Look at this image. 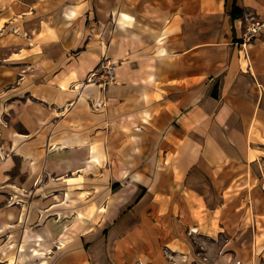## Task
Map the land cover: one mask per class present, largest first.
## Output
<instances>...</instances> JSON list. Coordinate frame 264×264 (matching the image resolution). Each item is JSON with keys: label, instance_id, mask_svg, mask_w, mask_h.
<instances>
[{"label": "crops", "instance_id": "0c3cea01", "mask_svg": "<svg viewBox=\"0 0 264 264\" xmlns=\"http://www.w3.org/2000/svg\"><path fill=\"white\" fill-rule=\"evenodd\" d=\"M233 2L84 0L73 5L78 16L69 38L62 36L66 46L54 81L40 87L39 106L21 118L27 132L22 139L30 148L25 159L44 157L43 177L36 192L30 198L31 190L24 193L19 197L24 201L12 208L3 209L6 201L0 200V224L7 229L9 213H22L20 205L38 198L50 217L48 225L37 224L43 228L33 238L53 244L62 233L49 230L50 222L62 213L78 214V191L110 190L116 181L123 186L114 197L119 211L135 204L152 212V196L167 190L169 200L158 204L167 207V216L193 222L202 235H216L218 214L244 208L239 200L247 189H264V180L257 179L264 171V35L247 52L238 46L241 16L252 12L264 19V0H237L243 12L237 18L229 13ZM123 13L134 21H123ZM103 57L117 61L118 81L100 94L85 80ZM64 79L71 91L60 88ZM100 98L107 105L95 111L92 104ZM64 130L86 134L90 146L50 148L51 138ZM100 156L103 165L93 162ZM98 174L103 175L99 187ZM68 190L73 199L62 204ZM142 190L147 192L138 201ZM103 197L107 202L112 193Z\"/></svg>", "mask_w": 264, "mask_h": 264}, {"label": "rangeland", "instance_id": "374dc122", "mask_svg": "<svg viewBox=\"0 0 264 264\" xmlns=\"http://www.w3.org/2000/svg\"><path fill=\"white\" fill-rule=\"evenodd\" d=\"M83 1L2 0L0 3V200L6 201L3 209L24 201L19 197L29 190L32 192L26 197L30 198L43 177L45 158L25 159L24 150L30 148L26 147L22 139L27 132L21 118L28 108L39 106L40 87H45L47 81H54L51 77L66 46L61 36L63 16L70 12L73 5ZM70 35L68 31L63 36L67 39ZM238 46L241 52L245 51L242 39ZM15 54H19L21 60L9 61ZM103 59H108L117 70V61L107 57L101 58L98 67ZM91 85H97L100 94H104L109 86L103 88L98 84ZM69 86L71 91L72 85ZM100 101L101 98L93 102L95 111L106 107L105 100ZM55 123H51L49 135ZM32 150L40 149L33 147ZM95 176L96 183L91 182L98 184L97 187L103 186L102 181H99L103 175ZM4 179L15 186L9 187ZM257 179L264 180L263 170L257 172ZM121 187L122 184L113 181L110 190L98 188L92 192L81 188L78 195L87 192L95 196L100 193L99 200L98 197L89 199L88 194L86 199L78 200V214L74 213L73 216L61 212L62 215L50 222L49 230L58 229L62 233L53 244L39 236L34 240V235L43 228H37V224L48 225L50 216L44 213L38 198L26 201L24 208L20 205L23 210L21 214L9 213L12 222L7 229L0 224V264H10L6 258L7 252L10 258L16 256L22 247L27 252L17 264H264V189H247L239 200L241 205L246 204L244 208H228L226 213L218 214L214 223L218 233L211 237L202 235L191 221L183 222L180 216H167V207H158L161 202L169 200L171 192L167 190L152 196L156 206L152 212L147 213V209L136 207L135 204L119 211L114 197L123 191ZM70 191L67 197L63 195L62 204L70 200ZM110 192L112 198L104 202V194ZM146 192L139 191L138 201ZM74 193L77 196V192ZM3 194L6 197H2ZM225 194L227 196L228 193ZM105 205L106 211L102 212ZM91 206L95 207L94 214L90 211ZM199 212L202 219L204 213L202 216V212ZM79 213H85L84 217L88 219L81 220ZM33 218H37V221ZM247 225H250L249 229ZM29 227L33 236L28 233ZM88 229L91 232L83 237L81 234ZM11 239L16 241L14 251L8 249ZM62 242L65 246L61 245ZM32 250L47 255L35 258L31 255Z\"/></svg>", "mask_w": 264, "mask_h": 264}, {"label": "bare ground", "instance_id": "6f19581e", "mask_svg": "<svg viewBox=\"0 0 264 264\" xmlns=\"http://www.w3.org/2000/svg\"><path fill=\"white\" fill-rule=\"evenodd\" d=\"M77 16H78V11L76 8L75 9L70 8V12L63 16V19H62V22L60 25L61 26V34H62L61 36H63L64 33L70 31L75 26ZM122 17H123V19H122L123 21H125L126 19L130 20L131 22L134 21L133 18L126 13H123ZM19 56H20L19 54H15L14 58H11V60H9V61H19V60H21L19 58ZM116 78L118 80L117 75H116ZM69 84H70L69 79H64L60 83V88H62L65 91H69L70 90ZM0 124H2V123H0ZM88 146H90V139L88 138V136L86 134L78 133V132H71L69 130H64V131L57 133L49 141V147L53 148V149H56L57 147L62 148V149H71V148H82V147H88ZM93 162H96L100 165H103L104 157L103 156L95 157L93 159ZM88 194H90V193L86 192L82 195H79V197H78V199H76V201L77 200L80 201L83 198L86 199ZM69 198L73 199L70 194H69ZM76 201H74V202H76ZM94 208H95L94 206L90 207V211L93 214H94V210H95ZM105 211H106V209L103 208L102 212H105ZM84 214L85 213H79V218L81 220L88 219V218L84 217ZM89 216L91 217V215H89ZM74 228H76V227H74ZM76 231L79 232V229H77ZM90 232H91V230L88 229V230L84 231V234L87 235ZM15 242L16 241L13 239H11V241L9 242V244H8L9 248L8 249H10V251H14L16 249V243ZM61 245L65 246L64 242H62ZM18 252L19 253H16L17 254L16 256L14 255L13 257H10V258H9L10 253L7 252L6 258H8L10 264L19 263L27 251L22 247ZM31 255L35 258H37V257L43 258L47 254L42 253L39 250H32Z\"/></svg>", "mask_w": 264, "mask_h": 264}, {"label": "built area", "instance_id": "2783aa9c", "mask_svg": "<svg viewBox=\"0 0 264 264\" xmlns=\"http://www.w3.org/2000/svg\"><path fill=\"white\" fill-rule=\"evenodd\" d=\"M242 24V46L245 51L249 49V45L256 39L264 35V19L256 13L246 12L241 19ZM86 84H98L105 88L107 85L117 82L116 66L107 60H102L100 67L93 70L86 81Z\"/></svg>", "mask_w": 264, "mask_h": 264}, {"label": "trees", "instance_id": "16d2710c", "mask_svg": "<svg viewBox=\"0 0 264 264\" xmlns=\"http://www.w3.org/2000/svg\"><path fill=\"white\" fill-rule=\"evenodd\" d=\"M237 0H234V2L231 5V9L229 10V13L231 14L232 18H237L241 14H243L242 9L237 6L236 3ZM215 96H218V94L215 92Z\"/></svg>", "mask_w": 264, "mask_h": 264}]
</instances>
